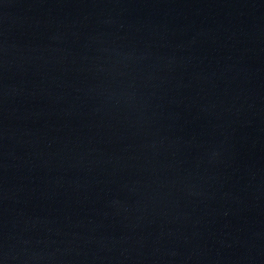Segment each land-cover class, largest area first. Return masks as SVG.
Instances as JSON below:
<instances>
[{
	"label": "water",
	"instance_id": "obj_1",
	"mask_svg": "<svg viewBox=\"0 0 264 264\" xmlns=\"http://www.w3.org/2000/svg\"><path fill=\"white\" fill-rule=\"evenodd\" d=\"M0 264H264V0H0Z\"/></svg>",
	"mask_w": 264,
	"mask_h": 264
}]
</instances>
